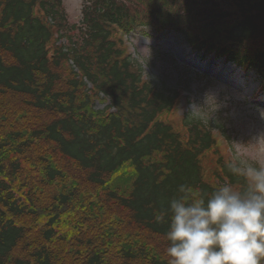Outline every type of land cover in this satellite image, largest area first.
I'll return each instance as SVG.
<instances>
[{
    "label": "trees",
    "instance_id": "obj_1",
    "mask_svg": "<svg viewBox=\"0 0 264 264\" xmlns=\"http://www.w3.org/2000/svg\"><path fill=\"white\" fill-rule=\"evenodd\" d=\"M141 25L264 80V0H84L80 24L63 0H0V264H170L178 186L245 187L126 54L118 30Z\"/></svg>",
    "mask_w": 264,
    "mask_h": 264
},
{
    "label": "clouds",
    "instance_id": "obj_2",
    "mask_svg": "<svg viewBox=\"0 0 264 264\" xmlns=\"http://www.w3.org/2000/svg\"><path fill=\"white\" fill-rule=\"evenodd\" d=\"M193 107L190 115L204 120ZM255 158L234 142L226 167L245 187L225 182L199 198L180 184L167 205L170 264H264V136L254 140Z\"/></svg>",
    "mask_w": 264,
    "mask_h": 264
},
{
    "label": "rangeland",
    "instance_id": "obj_3",
    "mask_svg": "<svg viewBox=\"0 0 264 264\" xmlns=\"http://www.w3.org/2000/svg\"><path fill=\"white\" fill-rule=\"evenodd\" d=\"M83 1L64 0L68 23L80 24ZM130 43L131 52L142 61L154 86L186 91L188 104L183 111L207 107L201 109L203 121L225 128L231 138L232 156L234 142H239L242 150L255 158L254 140L264 136V89L252 71L247 75L237 65L214 55L203 58V53L192 52L183 37L173 32L157 39L136 31ZM208 74L216 81L209 82ZM96 104L97 108L106 106Z\"/></svg>",
    "mask_w": 264,
    "mask_h": 264
}]
</instances>
